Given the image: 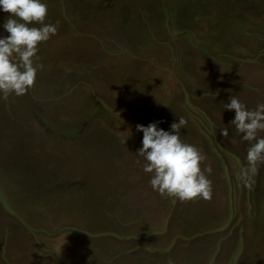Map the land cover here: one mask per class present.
I'll use <instances>...</instances> for the list:
<instances>
[{
    "label": "rangeland",
    "instance_id": "374dc122",
    "mask_svg": "<svg viewBox=\"0 0 264 264\" xmlns=\"http://www.w3.org/2000/svg\"><path fill=\"white\" fill-rule=\"evenodd\" d=\"M44 2L45 23L57 31L38 44L33 63L42 67L23 95L0 98V198L77 216L97 197L150 186L135 125L162 121L168 130L182 116L180 138L204 154L201 170L212 169L211 198L193 199L188 210L197 220L214 216L207 206L221 216L228 207L233 234L241 231L248 211L259 210L251 198L264 201V164L252 172L249 144L223 105L231 96L249 109L264 102V0Z\"/></svg>",
    "mask_w": 264,
    "mask_h": 264
},
{
    "label": "crops",
    "instance_id": "0c3cea01",
    "mask_svg": "<svg viewBox=\"0 0 264 264\" xmlns=\"http://www.w3.org/2000/svg\"><path fill=\"white\" fill-rule=\"evenodd\" d=\"M123 190L112 200L97 197L85 209L90 212L77 216L42 214L19 195L0 198V264H264V201L251 198L259 210L248 211L247 223L233 234L228 207L219 221L222 210L212 206L205 210L214 216L196 220L188 210L194 200L179 204L155 195L148 183ZM16 209L22 216L11 213ZM228 239L233 244L221 245Z\"/></svg>",
    "mask_w": 264,
    "mask_h": 264
},
{
    "label": "clouds",
    "instance_id": "9594fccd",
    "mask_svg": "<svg viewBox=\"0 0 264 264\" xmlns=\"http://www.w3.org/2000/svg\"><path fill=\"white\" fill-rule=\"evenodd\" d=\"M0 13L7 15L0 21V98L9 94L20 96L32 87L37 71L42 67L33 63L38 52V44L55 35L57 26L45 23L47 4L44 0H0ZM223 109L234 110L228 121L249 146L245 159L255 173L264 164V102L254 109L246 108L237 97L231 96ZM171 122L168 130L158 125L162 121H150L146 125L137 123L136 131L142 133L136 156L142 158V171L149 174V185L162 197H175L181 202L197 197L210 199L211 180L205 173H211V166L201 170L205 159L194 145L180 138V131L187 121L182 116ZM129 134L125 136L122 143ZM220 135H228V127L220 130ZM167 264H174L169 259Z\"/></svg>",
    "mask_w": 264,
    "mask_h": 264
}]
</instances>
